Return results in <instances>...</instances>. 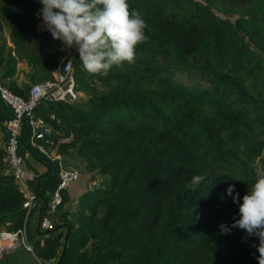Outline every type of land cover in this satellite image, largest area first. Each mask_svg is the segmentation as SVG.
Segmentation results:
<instances>
[{"label":"trees","instance_id":"obj_1","mask_svg":"<svg viewBox=\"0 0 264 264\" xmlns=\"http://www.w3.org/2000/svg\"><path fill=\"white\" fill-rule=\"evenodd\" d=\"M128 3L148 25L135 62L102 76L78 58L81 104L37 107L54 129L72 133L58 152H75L87 171L107 178L80 195L76 210L58 212L62 224L32 234L0 148V229L24 227L35 255L3 251L0 264H258V240L239 228L222 234L219 225L239 218L233 197L254 182L264 149V0ZM213 4L236 18L218 16ZM40 7L0 0V81L19 95L29 87L14 79L18 63L34 83L51 78L64 55L59 41L37 32ZM186 59L211 88L190 92L166 76ZM193 175L206 177L195 191L186 188Z\"/></svg>","mask_w":264,"mask_h":264},{"label":"clouds","instance_id":"obj_2","mask_svg":"<svg viewBox=\"0 0 264 264\" xmlns=\"http://www.w3.org/2000/svg\"><path fill=\"white\" fill-rule=\"evenodd\" d=\"M42 7L36 13L41 27L61 42V51L75 49L84 69L94 75L107 76L111 69L125 62L134 63L136 48L148 37V25L138 10H132L128 0H39ZM70 62V61H69ZM204 175H193L186 188L195 191L204 181ZM234 191L229 186L228 194ZM242 200V202H241ZM239 206L234 223L219 225L222 234L232 228L247 233L245 239L253 243L259 255L258 264H264V171H257L254 182L241 198L233 197Z\"/></svg>","mask_w":264,"mask_h":264},{"label":"built area","instance_id":"obj_3","mask_svg":"<svg viewBox=\"0 0 264 264\" xmlns=\"http://www.w3.org/2000/svg\"><path fill=\"white\" fill-rule=\"evenodd\" d=\"M36 30L53 39L51 33L41 27V17L39 16H37ZM60 47H62L61 42ZM63 52V58L53 71L51 78L33 83L25 95L12 92L0 81V99L9 112V117L4 122L8 133L4 147L5 161L23 192L25 198L23 207L27 214L29 211L37 209L40 204L37 201V194L29 189L23 178L24 154L19 152L21 136L23 133H27L31 148H35L42 155L58 163L62 158L61 153L57 150L58 147L73 141L72 133L56 132L51 122L37 113L38 105L44 101L73 103L79 100L82 95L74 74V62L79 58V53L74 48H65ZM49 119L57 121L54 114H50ZM78 177L77 170L59 169L58 181L51 190L50 197L42 204L47 213L53 214L62 209L63 193ZM46 212L40 211L38 229L41 232L52 230L55 226L54 221ZM17 246H23L33 253L25 228L13 231L0 229V252Z\"/></svg>","mask_w":264,"mask_h":264},{"label":"crops","instance_id":"obj_4","mask_svg":"<svg viewBox=\"0 0 264 264\" xmlns=\"http://www.w3.org/2000/svg\"><path fill=\"white\" fill-rule=\"evenodd\" d=\"M24 66H25L24 62L18 63V66H17L18 70L14 77L18 85H22L23 83H30V80L26 78L27 70L25 69ZM8 117H9V112L6 106L4 105V103L0 99V148H2L3 150L6 145L7 138H8V133L4 125V122ZM55 122L57 124L60 123L58 119ZM54 130H56V132H59V133H65L63 130H61L60 126L55 128ZM25 144L26 145L28 144L30 147L29 138L26 135V133H23V136H21V141H20V146H19L20 154H24V161L22 164L23 178L25 179L27 184L30 183V187L32 186L35 188V191L38 190V186L40 185V181L42 179L41 177H43L44 182H46L45 184H42V186L46 189L52 190L58 181V172H59V169L61 168L67 169V170L68 169L77 170L79 172V177L77 180H79L81 173L85 174V172L82 170V167L80 166L81 159L80 157L76 155L75 152L71 151L70 154H61L62 158L58 163L57 161H52L46 156L42 155L33 147L31 151L28 150L27 148H25L26 147ZM51 164L53 165V171L50 166ZM7 170H9L8 167H7ZM85 183H86V186L84 188L82 189L79 188L77 192L73 190V192L76 194H72L71 191H68V188L70 187L71 184L69 185V187L63 193L64 203H63L62 209L60 210H68V211L76 210L80 195L85 190L93 188L100 184V183L96 184L95 181L93 180H90V182H85ZM90 184H93V186ZM51 190L49 193H51ZM35 193L37 194V198H38L37 201L39 204L45 203L48 197L50 196V194L48 195L47 192L46 194L44 193L42 194L40 190H38V192L36 191ZM36 218H37L36 219L37 222L35 223V229H37V226L39 223V217L36 216ZM54 218L58 219V222H57L58 224L63 223V220L60 219L59 214H55ZM32 225H34V223H32Z\"/></svg>","mask_w":264,"mask_h":264},{"label":"rangeland","instance_id":"obj_5","mask_svg":"<svg viewBox=\"0 0 264 264\" xmlns=\"http://www.w3.org/2000/svg\"><path fill=\"white\" fill-rule=\"evenodd\" d=\"M213 11L220 17L222 18H227L231 21H233L236 18V14L233 12H230L218 5H211ZM166 76H168L169 78H171L174 82H176L177 84H179L181 87H183L184 89L190 91V92H197L203 89H209L211 88V83L209 80V76L204 73L203 71H201L192 61V59H186V61L180 66L177 64H171L169 68H166L165 72ZM44 81V80H42ZM36 82H41V81H36ZM34 82V83H36ZM27 87H30L33 83H27ZM85 99V95L84 93H82V96L79 98V100L73 102L75 104H81L82 100ZM27 135V133H26ZM25 148H27L28 150H32L31 147H29V145L25 144ZM53 171V165H50ZM80 166L82 167V170L85 172V174H80V178L79 180H77L76 182L71 183L70 187L68 188V191H71L72 194H76L73 192L74 191H78V189H82L86 186L85 182H90V180L95 181L96 184L100 183L103 179H106L107 177L102 176L100 174H98L96 171L95 172H89L86 170V168L84 167V164L82 163V160H80ZM264 149L261 153V155L257 158V160L254 163V168L256 171H264ZM91 175V176H90ZM42 178V179H41ZM41 181H40V185L38 186V190H40V192L43 194H47L51 195L50 190L51 189H46L42 186V184H45L46 182H44V178L41 177ZM29 185V189L35 191L34 187H30V183H28ZM81 185V187H80ZM93 186V184H90ZM38 190H36L38 192ZM35 191V192H36ZM47 196V195H46ZM50 197V196H49ZM48 197V198H49ZM40 211L46 212V208L42 205V203L39 205V207L35 210L31 211V214L29 216V218L27 217L26 220H28L29 222V230L31 231L32 234H36V229H35V223L36 221V216L39 217L40 216ZM47 213V212H46ZM48 216L54 221V225H59L58 219L54 218L55 214H59L58 212L56 213H47ZM32 223H34V225H32ZM24 248L23 246H17L14 249L17 248ZM11 250V249H9ZM8 251V250H7ZM12 251V250H11ZM3 252V251H2ZM31 252V251H30ZM2 254V253H0ZM32 256H35L34 253H32ZM55 262L52 261L51 264H54Z\"/></svg>","mask_w":264,"mask_h":264},{"label":"water","instance_id":"obj_6","mask_svg":"<svg viewBox=\"0 0 264 264\" xmlns=\"http://www.w3.org/2000/svg\"><path fill=\"white\" fill-rule=\"evenodd\" d=\"M1 253V252H0Z\"/></svg>","mask_w":264,"mask_h":264}]
</instances>
